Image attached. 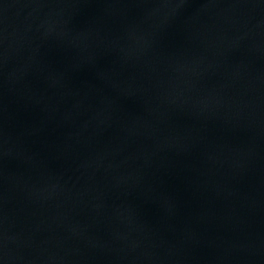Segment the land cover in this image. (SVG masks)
I'll return each instance as SVG.
<instances>
[{"label":"water","instance_id":"obj_1","mask_svg":"<svg viewBox=\"0 0 264 264\" xmlns=\"http://www.w3.org/2000/svg\"><path fill=\"white\" fill-rule=\"evenodd\" d=\"M0 264H264V0H0Z\"/></svg>","mask_w":264,"mask_h":264}]
</instances>
